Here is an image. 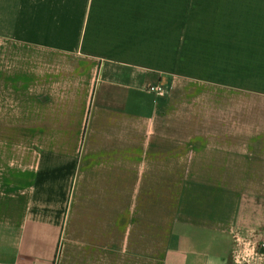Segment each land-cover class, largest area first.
<instances>
[{"label":"crops","instance_id":"1","mask_svg":"<svg viewBox=\"0 0 264 264\" xmlns=\"http://www.w3.org/2000/svg\"><path fill=\"white\" fill-rule=\"evenodd\" d=\"M0 43V264H264V0H0Z\"/></svg>","mask_w":264,"mask_h":264},{"label":"built area","instance_id":"2","mask_svg":"<svg viewBox=\"0 0 264 264\" xmlns=\"http://www.w3.org/2000/svg\"><path fill=\"white\" fill-rule=\"evenodd\" d=\"M146 92L154 95L157 98L164 97L167 93V89L164 85L157 84V85H149L146 88ZM261 247H264L262 244Z\"/></svg>","mask_w":264,"mask_h":264},{"label":"rangeland","instance_id":"3","mask_svg":"<svg viewBox=\"0 0 264 264\" xmlns=\"http://www.w3.org/2000/svg\"><path fill=\"white\" fill-rule=\"evenodd\" d=\"M2 44L0 43V46H1ZM7 56V53L6 52H1L0 53V59H2V60H4L3 59V57H6ZM6 66H7V64H6V62H4V64L2 65V67L0 68V70H2V69H6ZM167 94V93H166Z\"/></svg>","mask_w":264,"mask_h":264}]
</instances>
